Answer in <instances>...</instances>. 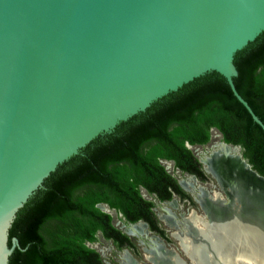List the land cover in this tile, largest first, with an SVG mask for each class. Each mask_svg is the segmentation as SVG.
Returning <instances> with one entry per match:
<instances>
[{
    "label": "water",
    "instance_id": "water-1",
    "mask_svg": "<svg viewBox=\"0 0 264 264\" xmlns=\"http://www.w3.org/2000/svg\"><path fill=\"white\" fill-rule=\"evenodd\" d=\"M263 31L264 0H0V264L21 247L9 243L18 211L59 165L196 78L222 74L264 129L234 82L236 53ZM222 144L201 161L223 206L238 162L264 177Z\"/></svg>",
    "mask_w": 264,
    "mask_h": 264
},
{
    "label": "trees",
    "instance_id": "trees-1",
    "mask_svg": "<svg viewBox=\"0 0 264 264\" xmlns=\"http://www.w3.org/2000/svg\"><path fill=\"white\" fill-rule=\"evenodd\" d=\"M234 82L264 122V31L235 55ZM217 128L227 143L240 145L253 167L264 174V129L238 100L227 79L214 71L154 102L146 111L100 135L59 165L22 207L10 228L18 237L9 264H105L90 244L97 233L132 244L112 224L107 203L128 220H146L161 233L141 187L162 200L174 192L188 197L163 165L173 160L183 171L206 175L188 146L205 144Z\"/></svg>",
    "mask_w": 264,
    "mask_h": 264
},
{
    "label": "bare ground",
    "instance_id": "bare-ground-1",
    "mask_svg": "<svg viewBox=\"0 0 264 264\" xmlns=\"http://www.w3.org/2000/svg\"><path fill=\"white\" fill-rule=\"evenodd\" d=\"M215 148H217V145H215ZM226 149L240 156V151L236 147L232 146ZM210 161L203 159L205 167L209 163L211 167H207V169L212 170ZM238 163L241 168L239 174H235L233 180L230 177H225L222 182L226 196L231 199V203L220 205L221 197L218 193L210 197L205 194L206 199H204V195H201V205L205 211V216L202 219L191 217L188 220L185 232L176 233L184 245L183 249L187 250L186 253L188 252L187 254L191 255L195 264H238L243 260L251 264H264V203L258 198L260 196L256 195V192H249L247 184L244 185L247 189L243 188L245 196H242V192L238 188L236 191L233 188L228 189V184H226L229 181L240 185L245 176H247V183L253 180L264 186V180L257 178L248 164L243 161ZM221 164L225 166L224 163L221 162ZM181 182L189 191L192 190V179H181ZM212 214H217L218 217L222 216L221 218L216 216L218 219L214 217V221ZM160 216L167 224H172L171 216L163 214H160ZM206 216L208 217L205 218ZM196 221L204 223L202 232H194L196 231ZM126 231L135 236L146 235V229L143 225L126 228ZM156 250H159V255ZM123 255L126 263L132 264L128 253L124 252ZM150 255V259L154 260L155 264H163L164 262L181 264L174 257L166 261V254L162 252L160 246H151ZM193 261L192 263H194Z\"/></svg>",
    "mask_w": 264,
    "mask_h": 264
},
{
    "label": "flooded vegetation",
    "instance_id": "flooded-vegetation-1",
    "mask_svg": "<svg viewBox=\"0 0 264 264\" xmlns=\"http://www.w3.org/2000/svg\"><path fill=\"white\" fill-rule=\"evenodd\" d=\"M214 132H216L218 134V135H216V137H218V138L220 137L218 140H216V141H219L217 143H220V144L217 145V148H215V145H214L215 143L214 144L212 143L210 145L211 141L213 140V137L215 136L214 135ZM222 141H224L223 134L217 128H212L211 129L210 140L207 143H205V144L192 145L193 146L192 147V150H193L195 156L197 157L199 163L201 164V169H202L203 173L206 175V178H203V176H200L197 173H190V172H187V171H183L181 168H179V167L176 166V163L173 160H163L162 161V163L166 167L167 171L176 178L179 186L182 188V190L185 193L188 194V197L182 196L181 194H179L177 192H174L173 195H172V197L170 199H164V200H162V199H160L158 197L157 193H150L145 188L141 187V194L143 195V197L145 199L153 202V206L151 207V209H152V211H153V213H154V215H155V217H156V219L158 221V226L162 230H164V233H161L158 230H156L155 228H153L150 225V223L148 221H146V220L141 219V220H138L136 222H132V221H130V220L127 219V217L124 215L123 212L118 211L116 208H112L107 203H100V204H107V205H109V207L113 210V212L109 213V214L112 215V224L116 228H118L119 230H121L122 233L126 234L130 238V241L132 243V244L124 243V244H120L119 245L120 242L117 243L116 240H114L113 238H106L105 236H103L102 232H100V231L96 234L98 239H100V237H102V238H104L107 241H111L112 244L118 250H120L119 251L120 252L119 256H120V262L122 264H125L124 262H122V255H121L122 252H127L128 255L132 257V259L130 258L131 261H132V264H143V262L139 261L134 256V253H133L139 247L143 251L144 259L146 261L145 263L146 264H155V261L154 260H150V256H151L150 255L151 246H154V247H157V246H160L161 247L162 246L163 249H164V251L163 250L162 251L166 254V257H167L166 259L173 258L172 256L171 257H168V256L170 255L169 254L170 252H172L173 254H175V250H177L178 256L186 259V255H185V253L183 252V249H182L183 247L180 244V242L176 239L177 238L176 232L178 230H182L181 232H185L186 226L188 224V220L191 217H195V218L197 216L198 217H201V216H203L205 214V211H204L202 205L200 204V202L202 200L201 199V195H204V199H206V197H205V194L206 193L203 192V194H202L200 192V191H202L199 188L200 185H203V186L208 187L211 190L212 194H214L216 190H218V189L220 190L219 187H217V186L215 187L214 186V183L217 184V181L215 179H213V177L205 170V165L201 161V159H202V157L205 154L207 155V154L210 153L211 147H213V145H214L213 150H215L217 153H219L220 151L225 150L224 148L222 149V147H223L222 144H221ZM229 144H231V143H229ZM231 145H235V144H231ZM194 147H197V148H205L204 154L202 156L198 155L196 153V151H195L197 149L194 150L193 149ZM240 152L242 153L243 158H245L247 160V162L251 165L252 169H254L255 171H257L261 176L264 177V174H262L261 172H259L258 170H256L253 167V165L249 162L248 158H246L244 156L242 146H241V151ZM208 161H210V159ZM210 163H211V161H210ZM167 164H170V166H173L175 168V170H177L179 173H181V176H178V177L175 176V174L168 169ZM207 167L208 168L211 167L209 165V163H207ZM192 176L194 177V179L190 178ZM244 178H245V180H247V176H245ZM181 179H186V180L192 179L193 180V182H192V190L191 191H189V190H187L186 188L183 187V184L181 182ZM257 192H258V196H261L264 193V189H262V188H260L259 190L257 189ZM145 193L148 194L152 199L147 198ZM197 195H198V198H197ZM224 195H225V197H227L226 196L227 194H226V191L225 190H224ZM214 198H216V197H214ZM258 198H260V197H258ZM168 204L170 205L169 208L171 209V212L172 213H170L169 210L167 208H165V206L168 205ZM197 204H198V207H197ZM157 206L160 207V209H161L160 212H158V210L156 209ZM171 206H173L174 208L172 209ZM167 211H168V213H167ZM193 211H195L197 215H194V213H193L192 215H194V216H190ZM159 213H166V214H163V215L171 216V218H172V224L171 225L170 224H167L166 221L162 220V218H161V216H160ZM173 213H174V215H173ZM186 217H188V218L185 219ZM197 222H199V221H196V224H197ZM132 225H133V227L135 225H143L145 227V229H146V235L135 236L134 234H131V233L127 232L126 231V228H130V226H132ZM203 229H204V223H203V226L196 228V231H194V232L199 233V232H202ZM174 234H175L176 238L174 237ZM98 239H97L96 242H98ZM172 239L173 240H176L178 244L176 245L175 243H173L172 242L173 241ZM194 240L197 241L196 239H194ZM96 242H94V243H96ZM94 243H92V244H94ZM154 243H156V244H154ZM131 250L133 252H131ZM100 254L103 257V254L101 252H100ZM179 260L181 261V259H179ZM103 261H104L105 264H107L106 261L104 260V258H103ZM243 261L245 262V260H243ZM163 264H169V263L164 262ZM194 264H195V262H194Z\"/></svg>",
    "mask_w": 264,
    "mask_h": 264
},
{
    "label": "rangeland",
    "instance_id": "rangeland-1",
    "mask_svg": "<svg viewBox=\"0 0 264 264\" xmlns=\"http://www.w3.org/2000/svg\"><path fill=\"white\" fill-rule=\"evenodd\" d=\"M214 137H213V140L211 141V143H210V145L213 143H215L214 145H218V144H220V143H217V142H219V141H216V140H218L219 138L218 137H216V135H218L216 132H214ZM209 145V146H210ZM214 145H213V147H214ZM213 147H211V150H210V152L213 150ZM194 150L195 149H197V150H195L196 151V153L198 154V155H200V156H202L203 154H204V151H205V148H197V147H194L193 148ZM167 166H168V169L170 170V171H172L174 174H175V176H181V173H179L177 170H175V168L173 167V166H170V164H167ZM243 176V175H242ZM182 180H186V179H182ZM226 184H228L227 186H228V189H231V188H233V189H235V191L237 190V188H238V190L240 191V192H242L241 194H242V196H245L244 194H245V192H244V189L243 188H246L244 185L245 184H247V186H249V192H254L255 193V191H254V189L255 188H257L258 190L260 189V188H262V189H264V186H262V185H260V184H257L255 181H253V180H251V181H249V183H247V180H245V178L243 177V179H242V183H240V185H237V184H235V183H231V182H227ZM240 187V188H239ZM253 187H255V188H253ZM243 189V190H242ZM256 189V190H257ZM202 194H203V192H205L203 189H202V191H200ZM199 192V193H200ZM146 194V193H145ZM146 197L147 198H150V199H152L148 194H146ZM216 199V198H215ZM215 199H214V201H215ZM182 204V203H181ZM235 204H237L236 202H235ZM170 207V205L168 204V205H166L165 206V208H167L168 210H169V212L170 213H172L171 212V209L169 208ZM197 207H198V204H197ZM171 208L173 209L174 207L173 206H171ZM186 208V207H185ZM156 209L158 210V212H160L161 211V209H160V207H156ZM167 213H168V211H167ZM159 214H166V213H159ZM173 215H174V213H173ZM190 216H194V215H190ZM212 216H213V218L215 217L216 218V216H217V214H212ZM211 216V217H212ZM222 216V215H221ZM221 216L220 217H218V218H221ZM215 218H214V221H215ZM218 218H216V219H218ZM163 225V224H162ZM164 226V225H163ZM201 226H203V222H197V225H196V228H198V227H201ZM165 227V226H164ZM130 228H133V225L132 226H130ZM182 230H178L176 233H178V232H181ZM169 233V232H168ZM175 235V234H174ZM177 236V235H176ZM175 236V237H176ZM173 240V239H172ZM177 240L180 242V244L182 245V247L184 248V245L182 244V241L177 237ZM173 243H175L176 245L178 244L177 243V241L176 240H173L172 241ZM94 246H95V248H97L102 254H103V258H104V260L106 261V263L107 264H122L121 262H120V256H119V254H120V250H118L113 244H112V242L111 241H107V240H105L104 238H102V237H100V239H98V242H96V243H94L93 244ZM160 245V244H159ZM161 248H162V250L164 251V249H163V247L161 246ZM158 251V252H157ZM161 251V250H160ZM162 251V252H163ZM187 251V250H186ZM131 252H133L132 250H131ZM156 252H157V254L159 253V250H156ZM170 252V251H169ZM123 253L124 252H122V262H124L125 264H127L126 263V261L124 260V255H123ZM134 256L139 260V261H141V262H143V264H146L145 262V259H144V254H143V251L141 250V248L139 247L138 249H136L134 252ZM188 253V252H187ZM170 255L168 256V257H174V254L172 253V252H170L169 253ZM159 255V254H158ZM190 257H191V255H189ZM130 258L132 259V257L130 256ZM175 258H177V257H175ZM178 259V258H177ZM191 261H193V258L191 257ZM179 260V259H178ZM180 261V260H179ZM181 262V264L183 263L182 261H180ZM194 262V261H193ZM184 264V263H183ZM194 264V263H193ZM238 264H251V263H248V262H244V261H241V262H239Z\"/></svg>",
    "mask_w": 264,
    "mask_h": 264
}]
</instances>
